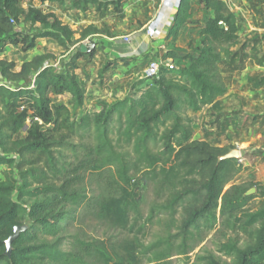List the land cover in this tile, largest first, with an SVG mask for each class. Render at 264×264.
<instances>
[{"label":"trees","instance_id":"16d2710c","mask_svg":"<svg viewBox=\"0 0 264 264\" xmlns=\"http://www.w3.org/2000/svg\"><path fill=\"white\" fill-rule=\"evenodd\" d=\"M22 1L0 0V54L7 46L31 50L38 39H50L65 52L75 45V32L54 15L44 14L33 1L39 5L70 3L73 10L80 12H85L90 4L100 9L104 3L29 0L24 9ZM126 1L108 0L107 3L119 10ZM193 1L204 11L211 12L212 17L200 26L198 44L189 42L188 51L181 54L176 47L177 35L191 19ZM21 22L40 25L41 29L34 35L17 31ZM98 33L94 26H88L79 36L85 39ZM239 40V19L226 2L179 0L167 31V49L162 55V60L168 63L159 68L158 78L137 98L100 102L98 111L84 112L77 120L71 118L67 106L55 105L49 94H67L80 109L85 91L74 72L76 61L83 56L93 57L94 50L84 54L79 48L75 49L63 62L67 73L45 67L46 55L23 63L19 71H14L13 63L0 59V77L13 86V90L0 87V167L5 165L15 170L22 183L17 187L12 178L0 183V264H81L79 258L63 252L59 242H46L71 220L70 212H62L59 207L79 203L78 194L70 191L73 177H77L79 169L93 163L88 161L71 168L61 156L62 149L74 157H78L79 151L87 159L95 157L97 170L113 168L124 187L129 186V175L133 171H143L145 180L159 179L163 189L168 191L165 209L173 212L179 207L183 210L184 234L201 226L212 230L221 220L229 229L247 238L244 246L231 239L219 247L228 261L208 255L200 259V264H264V193L260 194L261 205L247 211L249 202L260 197L257 190L247 195L255 184L230 185L241 172V166L237 159L219 161L233 148L193 140L192 122L186 117V113L196 114L226 95L219 64L224 56L233 65L237 57L230 54V49L237 46ZM221 48H224L223 55ZM119 63L127 65L125 59ZM173 71L177 72L175 76H171ZM29 80L38 81L34 90L22 86ZM260 83L264 84V78ZM26 120H30L29 126L25 125ZM169 121L172 123L167 128ZM21 130L25 131V136L18 138ZM72 136L78 139L87 136L91 143L73 144L69 141ZM118 143L131 149L133 162L127 158L128 154L119 151ZM33 185L37 186L33 188ZM39 197L42 200H38ZM26 198L34 201L27 206L22 202ZM26 221H30L29 227L25 226L13 241L7 256L6 241L13 235L14 228L24 226ZM163 259L164 256L156 255L151 261Z\"/></svg>","mask_w":264,"mask_h":264},{"label":"rangeland","instance_id":"374dc122","mask_svg":"<svg viewBox=\"0 0 264 264\" xmlns=\"http://www.w3.org/2000/svg\"><path fill=\"white\" fill-rule=\"evenodd\" d=\"M28 1L21 2L24 9ZM98 1L104 2L100 9L90 4L85 12L73 10L70 3L39 5L37 1H33L32 4L44 14L54 15L62 24L75 32L73 37L76 40L75 45L65 52L50 39H38L31 50L23 51L20 46H7L0 55L1 60L14 64V71H19L23 63L31 61L35 56L46 55L48 56L46 64L53 72L67 73L63 62L74 53L75 49L83 47V53L86 54V45L93 44L95 56L88 59L83 56L76 61L74 72L85 91L80 109L67 94L61 96L49 94L55 105L67 106L71 118L76 120L84 112L98 111L100 102L113 103L125 97L137 98L139 93L150 84L145 76V68L148 65L146 58L136 60L126 57L129 62L125 66L118 63L119 59L114 57L117 54L111 57L110 54L124 52L120 49L121 43L116 45V42L123 41L124 37L139 30L158 14L160 3L157 0H149L150 3L151 1L154 3L148 14L145 11V1L142 0H127L119 10L109 5L108 0ZM226 2L229 5L233 3L238 8L244 4L242 0H226ZM244 2L247 5L244 4L243 11L247 9L249 14L236 10L235 12L244 16L240 21L243 22L251 17L252 23L261 31H252L244 37L241 36L239 44L232 51L230 50V54L237 57L233 65L229 63V58L222 57L219 72L227 87L223 102L219 101L212 109L204 107L201 113H186V117L192 122V139L202 141L206 139L205 137L213 139L214 134L218 133V129L212 130L216 124V117L234 120L233 123L236 124L234 129L225 131L228 127L225 125L222 131L228 133H223L224 136L214 139L211 144H222L221 146L239 152L238 164L241 166V172L233 178L230 185L255 184L247 195L255 194L257 190L260 196L262 192L264 193V84L260 83L264 78V72L251 77H245L246 75L242 73L245 70L244 65L251 60L264 64V45L260 50V47L256 49L253 41L256 36L257 38L262 36L260 43H264V0H244ZM137 9L140 10V15L136 13ZM200 11L208 14L203 8ZM201 22L197 14L191 16L189 23L184 26L186 31L182 35L180 43L182 47H177L179 53L184 54L188 51L189 42L198 44V33L204 21ZM88 26H94L99 33L80 39V33ZM17 29L34 35L41 27L21 22ZM190 36H193L194 41L188 40ZM105 43L110 47L107 54L104 51ZM220 52L223 55L224 48H221ZM166 63L168 62H164L163 66ZM176 73L173 71L171 76H175ZM34 84L35 82L31 83L29 80L22 86H30V89L34 90L36 87ZM171 123L169 121L166 127L170 128ZM29 124L30 120H26L25 125L29 126ZM248 126L253 128L252 131H249ZM160 130L162 131L163 128ZM24 136L25 131L21 130L17 137ZM175 139L178 141V136ZM69 141L76 145L91 143L87 136L83 139L72 136ZM117 145L119 151L128 154L127 158L133 162L131 149L121 146V143ZM150 148H153V145L150 144ZM61 151L63 160L69 163L71 168L88 161L93 163L91 166L88 164L84 169H79L77 177H73L70 191L78 194L79 203L64 204L59 207L62 212H70L71 220L54 238H47L46 242H59L62 244L61 250L79 258L81 264H200V259L208 255L223 262L228 259L219 252L222 244L231 239L238 242L239 246H244L248 242L243 234L229 229L221 220L212 230L201 226L199 230L190 229L188 234H184L183 210L179 207L173 212L165 209L168 191L163 189L159 179L145 180L143 171L139 173L133 171L129 175V186L124 187L117 180L113 168L96 169L95 157L87 159L80 151L78 157H74L66 149ZM153 151L156 152L155 148ZM9 178L17 182V187L21 186L17 172L5 165L1 166L0 183ZM36 186L33 185V188ZM16 196L15 192L14 199ZM38 200H42V197ZM262 200L261 196L254 198L249 202L246 210L254 211L261 205ZM33 201L26 198L22 202L29 206ZM29 224L30 221H26L24 226L29 227ZM156 255H162L164 259L160 262H152Z\"/></svg>","mask_w":264,"mask_h":264},{"label":"crops","instance_id":"0c3cea01","mask_svg":"<svg viewBox=\"0 0 264 264\" xmlns=\"http://www.w3.org/2000/svg\"><path fill=\"white\" fill-rule=\"evenodd\" d=\"M142 1L143 2L145 1L144 2L146 4L145 11H147L149 14V12L151 10V6L154 2L151 1V3H150L149 0H147V1L142 0ZM178 1L179 0H169L163 4H160V10L157 11L158 14H155L139 30H135L131 35L124 37L123 41L116 42V45H117V43H121L120 49H122L124 52L121 51V53L120 52L119 53L115 52L114 54L112 53V54H110V57L117 54V56H114V57L118 58L119 60L125 59L127 62H129V61L126 59V57L136 59V60H141V59L146 58V60L148 62L151 60H154V59L155 60H162L163 54L161 51H159L158 45L159 44L167 45L166 44V42H167V31H168L169 27L171 26L172 20L174 18ZM242 1L245 5H247L246 2H244V0H242ZM244 4L242 6L240 5V8H238V6H234L235 4H233V3L232 4L230 3V5L227 3V5L230 6L229 8L231 9V11L234 12L239 19V36H240L239 42L241 41V36L244 37L246 34L252 32V31L255 32L257 30H260V29H257L255 27V25L252 23L251 17H250V19H245L243 22L240 21L241 17H244V16L239 14V12H235V11L241 10L242 12H245V13L248 12V14H249V11L247 9L245 11H243V8L245 6ZM190 6H191V16H195V14H197L198 19H200L202 22L206 20V17L207 18L212 17L211 12H208V14L206 15L205 13L200 11V10H202V6L197 1L191 2ZM233 6H234V9H233ZM135 11L138 15L141 14L139 9H137ZM140 19H142V18H140ZM147 28L152 29L156 33V35L159 39L156 41H150V40L146 39L144 36V31ZM184 31H186V30H185V27L183 26L177 35L176 47H180V48L182 47L180 45V43L182 42V37H183L182 35H183ZM260 37L261 38H257V36H256V39L253 38L254 39L253 41L256 44V49L260 47L259 50L264 45V43H260V40L263 38L262 36H260ZM192 39H193V36H190L188 40H192ZM192 41H194V40H192ZM112 46H113V44H111V47ZM108 48L110 49V47H108L106 44L104 47L105 53L108 51ZM233 48H231L230 50L232 51ZM93 57H90V58H93ZM83 58L88 59V56H84ZM119 60H118V63H119ZM120 64L124 65L123 63H120ZM243 68L245 70H243L244 72L242 74L246 75L245 77H247V76L251 77V75H258V73L264 72V70H262V69H264V64L257 63L254 60L249 61V63L244 65ZM246 82H247V80H246ZM147 83H145V84H147ZM223 100L224 99L222 97V98L218 99L213 105L207 106V108L212 109L214 106H216L218 104L219 101L223 102ZM198 113H201V111H199ZM215 119H216L215 120L216 124H215V127L212 128V130L216 131L218 129L219 130L218 133L214 134L213 139H210V137L209 138L205 137L206 139H204V141H206L210 144L213 143L214 139L224 136L225 134L223 135V133H226L225 132L226 130L228 132L232 131V129H234V127L236 125L235 123H233L234 120H229L227 117L226 118L216 117ZM225 125H227L228 127H226V129L224 128L225 131L223 132L222 130H223V127ZM248 128H249V131H252V129H253L251 126H248ZM211 145H214V144H211ZM221 145H215V146H221Z\"/></svg>","mask_w":264,"mask_h":264},{"label":"built area","instance_id":"2783aa9c","mask_svg":"<svg viewBox=\"0 0 264 264\" xmlns=\"http://www.w3.org/2000/svg\"><path fill=\"white\" fill-rule=\"evenodd\" d=\"M160 4H163L169 0H157ZM226 2V0H223ZM227 4V3H226ZM144 36L146 39L150 41H156L159 38L157 37L156 33L152 29H145L144 31ZM127 40V39H126ZM159 51H165L166 45L165 44H159L158 45ZM3 54V53H2ZM1 55V54H0ZM164 61L163 60H151L148 62V65L145 68V76L148 80L149 83L152 82L153 79L158 78V72L159 68L163 65ZM45 67H50L48 64H45ZM171 69H173V66H169ZM0 87H4L10 90H13V86L7 83L3 78L0 77Z\"/></svg>","mask_w":264,"mask_h":264},{"label":"water","instance_id":"95a60500","mask_svg":"<svg viewBox=\"0 0 264 264\" xmlns=\"http://www.w3.org/2000/svg\"><path fill=\"white\" fill-rule=\"evenodd\" d=\"M19 29H17L18 31ZM93 47L94 45L93 44H87L86 45V51L85 53H89L93 50ZM79 51L83 53V47H80L79 48ZM38 84V81L35 80V86H37ZM240 155H239V152L236 151V150H233L231 151L230 153H228L227 155L223 156V157H220L219 158V161H222V160H227V159H239ZM26 229L25 226H16L13 230V235L6 241L5 245H6V249H7V252H6V255L9 256L10 254V250H11V244L13 243V241L19 236L20 233H22L24 230Z\"/></svg>","mask_w":264,"mask_h":264}]
</instances>
